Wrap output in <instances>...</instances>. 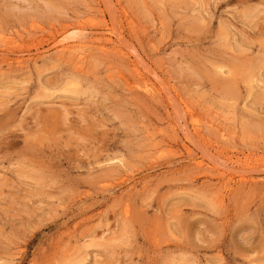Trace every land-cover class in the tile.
Segmentation results:
<instances>
[{
  "label": "rangeland",
  "instance_id": "obj_1",
  "mask_svg": "<svg viewBox=\"0 0 264 264\" xmlns=\"http://www.w3.org/2000/svg\"><path fill=\"white\" fill-rule=\"evenodd\" d=\"M0 264H264V0H0Z\"/></svg>",
  "mask_w": 264,
  "mask_h": 264
},
{
  "label": "bare ground",
  "instance_id": "obj_2",
  "mask_svg": "<svg viewBox=\"0 0 264 264\" xmlns=\"http://www.w3.org/2000/svg\"><path fill=\"white\" fill-rule=\"evenodd\" d=\"M70 85H71L72 88L68 89V88L66 87L64 91L74 93L75 95L80 93V90L76 89V83H71ZM67 86H68V85H67ZM79 86H80V85H79ZM84 92H85V91H84ZM71 93H69V94H71ZM72 95H73V94H72ZM80 95H82V94H80ZM76 96H77V95H76ZM78 97H79V96H78Z\"/></svg>",
  "mask_w": 264,
  "mask_h": 264
}]
</instances>
